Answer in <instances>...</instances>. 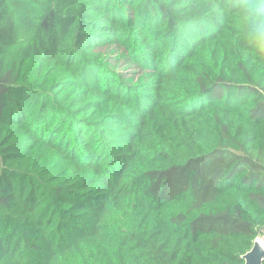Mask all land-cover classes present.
Segmentation results:
<instances>
[{"label": "trees", "instance_id": "obj_1", "mask_svg": "<svg viewBox=\"0 0 264 264\" xmlns=\"http://www.w3.org/2000/svg\"><path fill=\"white\" fill-rule=\"evenodd\" d=\"M264 233V0H0V264H243Z\"/></svg>", "mask_w": 264, "mask_h": 264}, {"label": "water", "instance_id": "obj_2", "mask_svg": "<svg viewBox=\"0 0 264 264\" xmlns=\"http://www.w3.org/2000/svg\"><path fill=\"white\" fill-rule=\"evenodd\" d=\"M242 258L243 264H264V248L257 238L253 240L251 248L242 255Z\"/></svg>", "mask_w": 264, "mask_h": 264}, {"label": "rangeland", "instance_id": "obj_3", "mask_svg": "<svg viewBox=\"0 0 264 264\" xmlns=\"http://www.w3.org/2000/svg\"><path fill=\"white\" fill-rule=\"evenodd\" d=\"M257 240L259 241V243L263 246L264 248V233L258 235Z\"/></svg>", "mask_w": 264, "mask_h": 264}]
</instances>
